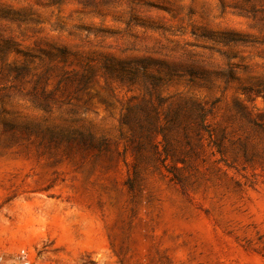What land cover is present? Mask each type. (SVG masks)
<instances>
[{
    "label": "rangeland",
    "instance_id": "374dc122",
    "mask_svg": "<svg viewBox=\"0 0 264 264\" xmlns=\"http://www.w3.org/2000/svg\"><path fill=\"white\" fill-rule=\"evenodd\" d=\"M0 264H264V0H0Z\"/></svg>",
    "mask_w": 264,
    "mask_h": 264
}]
</instances>
